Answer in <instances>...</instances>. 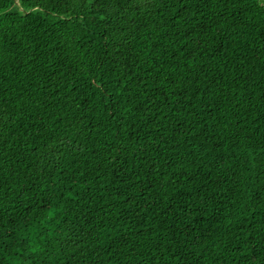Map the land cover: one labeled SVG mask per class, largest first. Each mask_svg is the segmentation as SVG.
<instances>
[{"label": "trees", "instance_id": "obj_1", "mask_svg": "<svg viewBox=\"0 0 264 264\" xmlns=\"http://www.w3.org/2000/svg\"><path fill=\"white\" fill-rule=\"evenodd\" d=\"M0 264H264V0H0Z\"/></svg>", "mask_w": 264, "mask_h": 264}]
</instances>
